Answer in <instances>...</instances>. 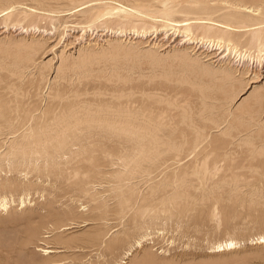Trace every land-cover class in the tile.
I'll return each instance as SVG.
<instances>
[{
  "label": "rangeland",
  "instance_id": "obj_1",
  "mask_svg": "<svg viewBox=\"0 0 264 264\" xmlns=\"http://www.w3.org/2000/svg\"><path fill=\"white\" fill-rule=\"evenodd\" d=\"M262 54L264 0H0V264H264Z\"/></svg>",
  "mask_w": 264,
  "mask_h": 264
},
{
  "label": "bare ground",
  "instance_id": "obj_2",
  "mask_svg": "<svg viewBox=\"0 0 264 264\" xmlns=\"http://www.w3.org/2000/svg\"><path fill=\"white\" fill-rule=\"evenodd\" d=\"M117 5H119V6H121L124 10H123V13H125V16H123V18L122 19H124V20H132V19H136V21H140V22H147L148 20H147V18L146 17H144L142 14H140V13H138V12H136V11H134V10H132V9H128V8H126V7H124V6H122L121 4H119V3H116ZM84 8H87V5H84ZM246 9V8H245ZM244 9V10H245ZM247 10H249L248 8H247ZM35 11V10H34ZM250 11V10H249ZM11 12V10H7V11H5L4 13H2L3 14V16H6L7 14H9ZM252 12V11H251ZM146 16V15H145ZM126 18V19H125ZM202 22H205V21H202ZM213 26H215V28H213V27H200L199 26V30L200 29H202V31H203V33H202V35H203V40L204 39H206V38H209V37H211V38H213V37H215L216 35H217V37H219L220 38V41H219V44H222L223 42H233L234 40H235V35H234V31L233 30H231V28H229L228 26H226V25H222V24H217V23H214L213 24ZM172 27V28H171ZM171 27H169V28H171V29H174L175 30V32H178V31H180L181 30V28H182V26L181 25H179V24H176V25H171ZM176 28H177V30H176ZM160 29H161V26H160ZM170 30V29H169ZM195 30V29H194ZM194 30H192V32L194 31ZM158 31V30H157ZM162 31V30H161ZM167 31V30H166ZM174 32V33H175ZM182 32V31H181ZM184 32H185V34H187L184 38H183V42L184 43H186V42H191V40H192V38H190V25L188 24L185 28H184ZM168 33V32H167ZM183 33V32H182ZM253 33V32H252ZM174 35V34H173ZM179 35H181V34H179ZM179 35L177 36V38L179 37ZM220 35V36H219ZM166 36H168V35H166ZM202 37V36H201ZM172 39V38H171ZM238 39H240V37L238 38ZM202 40V41H203ZM178 41V40H177ZM181 41V42H182ZM247 42H249L250 44H255V38H253L252 40H248ZM229 46V45H228ZM228 54L227 55H222L224 52H221V54L220 55H222L223 57H228V56H230L231 55V53L233 52V50H231V48H229L228 47ZM226 53V52H225ZM219 55V56H220ZM262 56H264V54H262ZM245 57V56H244ZM261 59V58H260ZM263 60V59H262ZM262 63V62H261ZM244 67V65L242 66V68ZM264 70V65H263V67H262V71ZM257 73V72H256ZM255 74V73H254ZM259 82H261V79H259V77H258V79H255L254 81H252V83H259ZM258 104L260 105V106H264V92L260 95V98H259V102H258ZM3 200V199H2ZM7 206H8V202L7 201H3V203H2V205H0V207H2V208H7ZM260 243V244H264V237L262 236V237H258V238H256V243ZM138 244V243H137ZM238 243L237 242H235V241H228V242H225V243H221V244H218V245H216V246H214L213 247V249L211 250V251H215V252H223V251H230V250H233V249H235V248H237L238 247V245H237ZM139 246V245H138Z\"/></svg>",
  "mask_w": 264,
  "mask_h": 264
}]
</instances>
